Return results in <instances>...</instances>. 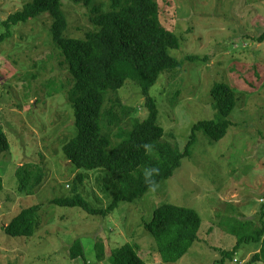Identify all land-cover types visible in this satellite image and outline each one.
<instances>
[{
	"label": "rangeland",
	"instance_id": "obj_1",
	"mask_svg": "<svg viewBox=\"0 0 264 264\" xmlns=\"http://www.w3.org/2000/svg\"><path fill=\"white\" fill-rule=\"evenodd\" d=\"M31 0H0V33L8 14ZM100 0H97L99 2ZM68 21L64 35L82 38L93 28L91 7L61 0ZM159 19L179 39L170 55L181 62L179 72L163 71L149 94L158 108L157 124L182 151L192 126L215 117L210 90L225 82L236 92L232 124L218 141L196 131L189 155L174 173L132 202H119L105 216L52 203L73 194L78 172H86L79 193L89 205L105 207L100 189L102 170L77 168L61 146L75 133L74 115L66 89L72 80L63 57L52 43L47 13L11 27L0 41V127L9 149L0 152V264H111L109 252L124 243L137 246L145 264H213L222 249H231L238 235L260 226L264 208V0H157ZM255 37V38H254ZM195 56L192 60L186 56ZM106 95L105 108L114 107L121 125L132 117L143 119L146 110L139 86L127 79ZM119 100L124 109L120 108ZM114 104V105H113ZM135 108L131 116L123 110ZM123 117V118H122ZM117 126L108 131L116 140ZM116 142V141H115ZM115 142H111L114 144ZM36 162L44 179L33 194L17 190L15 169ZM100 199V200H99ZM108 200V201H107ZM162 203L190 207L201 217L198 238L176 262L160 260L154 238L145 229L153 210ZM37 206V226L30 236H9L4 226L22 209ZM244 226H242V225ZM241 226V227H240ZM104 245L105 257L95 259V240ZM79 240L84 256L70 258ZM258 244L243 241L224 264H249ZM257 264V263H250Z\"/></svg>",
	"mask_w": 264,
	"mask_h": 264
},
{
	"label": "trees",
	"instance_id": "obj_2",
	"mask_svg": "<svg viewBox=\"0 0 264 264\" xmlns=\"http://www.w3.org/2000/svg\"><path fill=\"white\" fill-rule=\"evenodd\" d=\"M72 1L91 7L89 20L93 28L87 30L82 38L64 35L68 21L61 0H31L2 21L5 30L0 33V41L11 35V27L17 23L43 13L49 15L52 43L59 49L72 80L65 92L73 108L76 133L62 144L61 150L77 168L102 170L100 189L104 197L110 199L105 207L90 206L78 192L87 176L86 172H78L71 184L73 194L53 198L51 202L76 206L88 213L105 216L119 202H132L150 189L142 175L145 167L159 169V174L153 177L155 184L170 177L180 166L182 158L189 155L196 131L201 130L211 141L224 137L232 124L229 115L235 107L236 92L225 82L212 85L210 96L215 117L197 121L180 151L171 142L174 135L166 134L157 124V104L149 94L150 87L161 72L168 71L175 75L181 67V62L169 53L170 49L179 47L178 36L161 24L157 0ZM256 40L264 41V31L256 36ZM194 57L189 55L186 59L192 60ZM127 79L139 86L144 97L146 116L143 119L132 117L128 126H122V119L116 115L114 107L106 109L105 102L106 95L120 89ZM115 103L124 109L125 105L118 99ZM135 110L128 108L123 110V114L129 117ZM113 126L119 128L115 134L116 142L105 131ZM144 145L149 148L145 149ZM8 149V138L0 127V152ZM44 176L39 163L18 165L15 169L18 192L33 194ZM37 209V206L22 209L3 227L5 232L9 236L32 235L37 226ZM260 216V226L250 220L249 225L254 224V228L248 235H240L239 227L233 226L232 232L238 235L236 244L229 250L222 249L221 257L214 260L213 264H224L227 258H232L243 241L258 244L249 264H264V208ZM200 224L201 217L193 208L162 203L153 210L144 226L156 242L160 260L174 263L198 238ZM93 248L95 259L102 260L105 257L102 241L96 239ZM109 253L111 264H145L138 254L137 246L130 243L115 247ZM78 256H84V247L79 240H75L70 247V258Z\"/></svg>",
	"mask_w": 264,
	"mask_h": 264
},
{
	"label": "clouds",
	"instance_id": "obj_3",
	"mask_svg": "<svg viewBox=\"0 0 264 264\" xmlns=\"http://www.w3.org/2000/svg\"><path fill=\"white\" fill-rule=\"evenodd\" d=\"M145 149H148V145H144ZM158 155V154H155ZM159 174V169L157 167H145L143 169L142 175L145 183L149 186L150 190H154L157 185L155 184L153 177Z\"/></svg>",
	"mask_w": 264,
	"mask_h": 264
},
{
	"label": "crops",
	"instance_id": "obj_4",
	"mask_svg": "<svg viewBox=\"0 0 264 264\" xmlns=\"http://www.w3.org/2000/svg\"><path fill=\"white\" fill-rule=\"evenodd\" d=\"M254 251H256V250H254Z\"/></svg>",
	"mask_w": 264,
	"mask_h": 264
}]
</instances>
